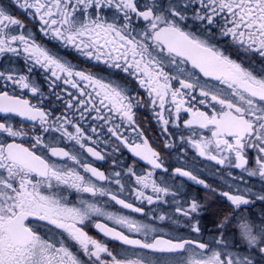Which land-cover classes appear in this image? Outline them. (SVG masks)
Here are the masks:
<instances>
[{"label":"snow or ice","instance_id":"snow-or-ice-1","mask_svg":"<svg viewBox=\"0 0 264 264\" xmlns=\"http://www.w3.org/2000/svg\"><path fill=\"white\" fill-rule=\"evenodd\" d=\"M12 2L33 19L38 18L40 32L62 47L134 78L147 98L133 95L126 79L105 81L76 70L57 52L37 44L30 31L14 34L25 26L0 7V57L23 55L26 65L30 64L29 73L36 66L44 70L50 89L55 90L58 82L67 86L55 93L63 102L58 116L7 91L0 93V113L39 120L42 133H58V140L70 142V146L60 147L46 143L38 134L32 138L31 148L24 147L16 138L27 133L0 122V135L12 139L0 141V264H264V220L255 225L241 214L237 217L239 240L230 241L231 218L224 216L217 221L212 239H202L199 221L193 222L201 203L195 197L177 201L178 189L173 190L164 178H153L156 170L167 173L168 169L160 153L143 138L134 116V108L142 104H150L153 111L159 108L156 118L161 131L171 137L169 126L179 130L181 113H187L190 118L183 121V128L191 135L181 134L182 143L217 165L241 169L249 177L264 180V74L244 68L213 43L231 37L243 44L247 37L248 48H255L264 58V0H169L167 6L158 0ZM105 10L112 12L111 18ZM189 19L198 22L196 31L189 29ZM0 81L5 89L11 82L42 96L29 76L0 71ZM85 122H90L87 128ZM204 130L210 136L201 134ZM164 146L175 144L168 139ZM108 148L110 153L105 151ZM122 149L145 161L151 170L138 174L134 161L106 173L87 159L105 161ZM38 150H46L47 155L38 154ZM249 151L256 154L255 168L248 167ZM49 156L64 163L57 164ZM113 164H119L118 157ZM173 175L215 192L190 170L177 167ZM60 186L93 198H107L122 209L141 214L144 208L122 198V193L127 191L141 205L167 203L171 197L176 216L185 218L190 234L201 239L162 238L155 220L163 222L171 218L168 215L153 213V222L144 223L108 211L97 202L81 200L79 207H69L66 197L57 192ZM221 195L237 210L251 202L244 189ZM257 199L264 201V195ZM94 218L100 233L141 254L135 259L120 258L107 244L90 236L85 229ZM99 218L119 226V230ZM47 226L60 230L58 236L50 234L51 228L41 231ZM123 229L143 238L134 239ZM194 250L211 254L186 261L185 254ZM157 253L161 255L155 259L150 255Z\"/></svg>","mask_w":264,"mask_h":264},{"label":"flooded vegetation","instance_id":"flooded-vegetation-1","mask_svg":"<svg viewBox=\"0 0 264 264\" xmlns=\"http://www.w3.org/2000/svg\"><path fill=\"white\" fill-rule=\"evenodd\" d=\"M140 2L143 3L144 0H140ZM106 11L109 10H105V12ZM109 12L112 13L111 11ZM135 23L137 24V27L140 26L139 22ZM187 23L190 30L196 31V26L198 24L197 21L189 19ZM34 39L37 44L44 45L45 43H47L49 45L48 39L40 37H36ZM213 43H215L217 47L225 51L228 55H230L229 53L233 51L235 45L240 46L238 47L239 53H234L230 55V57L237 63H241L242 66L248 70L250 69L246 64L247 60L250 63H255L261 59H264L256 52L255 48H248L249 42L247 40V37L244 38L243 44L239 39L233 41L231 37L218 38L214 40ZM70 50L74 51L71 48ZM250 51L253 52L252 55H248L247 52ZM59 55L71 62V64L75 66L76 70L85 71L86 73H91L94 76L103 77L105 81L126 79L128 82V87L131 89L133 95H138L139 98L143 99L147 98L146 91L138 86V83L134 78L126 77L125 74L119 72L118 70L109 69L102 62H96L95 60L85 58L83 56H80L78 53L70 52L69 50H64V55ZM34 70L36 71L34 73V79L38 83V87L40 89V92L42 93V96L31 93L30 89L26 91V89H23L19 86L16 87L14 85L15 88H12L10 84H8V87L6 89L0 87V93L7 91L9 95L15 96L17 99L27 100L31 105L38 106L42 110L51 112L53 116L60 115V113L63 111V102L57 99L55 93H61L62 89L67 86L63 85L62 82H58L59 86L55 90H52L49 87V82L46 79L44 70L40 69L38 66H36ZM250 71H253V73L255 72L254 74L256 75L264 74V68L259 69L258 66H256L255 70ZM3 83L4 82H2L1 84ZM175 86L178 87V85ZM195 95L199 98L198 90ZM196 106L199 107L200 110H206L203 106ZM158 111L159 108L153 111L150 104H142L139 107L134 108L135 120L137 125L143 132V138L147 139L148 145L152 149L160 153L163 163L168 169L167 173H164L161 170H156L155 172H153V178L157 179L158 181L161 178H164L168 181L173 190L178 189L179 195L176 198L177 201L183 203L184 201H188L191 198L195 197L201 203L202 208L200 210V213L198 215L194 214L193 222H195V220L199 221L202 230V239L204 241H209L208 238H212V235L215 233L217 221L219 219H222L224 216H229L231 218V224L228 229L229 237H234L237 239L239 238L237 217L241 216V214L245 215L250 223L260 225L261 221L264 220V201L257 199V196L264 195V180H261L259 176L249 177L247 172L241 169H236L234 167L228 168L225 166L217 165L214 161H210L204 157L199 156L195 148L186 143H182L180 140L181 134L185 137L191 135L190 131L183 128V121L190 118L187 113H181V128L178 130L172 126H169V132L172 133V136H165V134H163L161 131L162 125L156 118V112ZM0 122H6L14 129L22 130L23 132L27 133L26 136L16 138V142L22 144L24 147L31 148L32 138L38 134L44 136L46 143L56 144L60 147L70 146V142L58 140V133H42L39 120L30 121L16 114L0 113ZM88 123L90 122H85L86 128L88 126ZM201 134L210 136V133H208L206 130H204ZM168 139L172 140V142L175 144V147L165 148L164 141ZM5 140L7 142H12L11 138H6L4 135H0V141ZM105 151L110 153L111 148L105 149ZM41 152L47 155L46 150H38V154H41ZM255 155L256 154L252 151L248 152L249 168L256 167ZM117 157L119 158V164L114 166L113 161ZM48 158L57 164L64 163L63 161L58 160L56 157L49 156ZM87 159L91 163H93L94 166L102 171H105L106 173H110L114 167L115 170L119 171L121 170V168L133 165L134 161V167L138 174L144 175L151 170L150 166L145 161H141L138 157H134L132 153L127 149H122L115 155H109L105 161H96L91 157H88ZM177 167H182L185 170L192 171L193 174L197 175L199 179H203L206 183L211 185L212 188L215 189V192H210L203 186L189 180L187 177L173 175V170ZM229 173H231V175H229ZM105 186L112 187V185ZM238 188L246 190L248 193V198L251 201L249 205L242 206L239 210L231 206L227 199L221 195L222 192L226 191L235 193ZM61 189H63L62 192ZM57 192L66 197L65 202L69 207H79L81 200L97 202L103 204L108 211L115 212L121 215H128L131 218L144 223L153 222V213L155 214V216H159L162 214L168 215L171 218L163 222L155 220V225L157 226L159 235L162 238L167 239L170 237L184 236L190 239H201V237H197L195 234H190V230L188 224L185 221V218L176 216V203L172 200L171 197L167 198V203L159 205H148L145 203L141 205L139 201H133V198L128 194L127 191L122 193V198H127L130 202H135L136 206H142L144 208V214H141L132 212L128 209H122L119 205H116L115 202L110 201L107 198H93L87 193L78 194L72 189L63 188V186H60V188L57 189ZM99 220L101 222L108 223L109 226L117 227L119 230V226L113 225L112 222L104 221V218H99ZM94 222L95 218L94 221L90 223L85 230L94 239L107 244L114 254H117L120 258H128L129 256L132 259H135L137 257V254H141L140 250L135 249L132 246L123 245L119 241L104 236L94 227ZM49 227L54 228L52 229V232L50 234H59L60 230L55 229L54 226ZM44 228L46 227H42L41 231L48 232L49 229ZM123 231L125 232V234L130 235L134 239L143 238L138 234L129 233L127 229H123ZM237 246H239V244ZM70 247L72 246L70 245ZM72 250L74 252L78 251V249H76L75 247H72ZM191 253L201 254L199 250H194ZM191 253H186L185 256L187 257L191 255ZM150 255H152L153 259H155L161 254L157 253Z\"/></svg>","mask_w":264,"mask_h":264},{"label":"rangeland","instance_id":"rangeland-1","mask_svg":"<svg viewBox=\"0 0 264 264\" xmlns=\"http://www.w3.org/2000/svg\"><path fill=\"white\" fill-rule=\"evenodd\" d=\"M21 2H22V0H21ZM168 2H169V0H158V3L163 4V5H167ZM0 7H3L6 10L7 14H9V15H11V13H12V7L18 8L17 5L13 4L12 0H0ZM23 12H24L23 13L24 15H22V13H20L19 16L17 15L18 17L16 19H19L25 27H24V29H18V30H16L14 32V34H20L21 31H24V32H29L30 31L33 34L34 38H36L38 36V34H39V29L35 28L33 23H30V14H26L24 10H23ZM106 15L109 18L112 17V13H110L109 11H106ZM188 15L191 16L190 12H189ZM39 45H42V44H39ZM42 46H44V47H46V48H48L50 50H54L58 54L61 53V52L58 51V49L55 50V47H62L59 43H57L55 45V47H53V48H51V47L49 48V45L47 43H45ZM238 47H240V46L235 45L233 51H231L229 54L230 55H232L234 53H237L238 54L239 53ZM62 48L64 49V47H62ZM247 53H248V55H252L253 52L250 51V52H247ZM3 63H4V66L1 69H2V72H5L6 74L9 72V70H12L13 72H15V69L21 68L20 67V64L18 62H17V65H12L9 61H4ZM21 63H23V62H21ZM246 64L248 65V67H249L250 70H255L256 69V66H258L259 69H263L264 68V59H261V60L255 62V63H250L247 60L246 61ZM14 66H16V67H14ZM28 66L29 65H26V62H25L24 67L22 69L18 70L16 73H18L20 75L28 76L29 75V73H27ZM30 81L32 83H34L36 86H38V83L36 81L32 80L31 78H30ZM54 236H58V234L55 233ZM211 239L212 238H208L209 241ZM229 239L231 241V240L234 239V237H229ZM235 239L236 240H239V238L238 239L235 238ZM210 254L211 253L204 254V255H210ZM204 255L191 253V255H189L187 257L185 256L184 259L186 261L189 260V259H192V260L203 259L204 258ZM128 259H132V258L128 256Z\"/></svg>","mask_w":264,"mask_h":264}]
</instances>
